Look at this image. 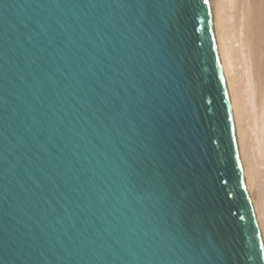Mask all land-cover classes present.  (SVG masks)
I'll list each match as a JSON object with an SVG mask.
<instances>
[{"label": "water", "instance_id": "obj_1", "mask_svg": "<svg viewBox=\"0 0 264 264\" xmlns=\"http://www.w3.org/2000/svg\"><path fill=\"white\" fill-rule=\"evenodd\" d=\"M0 264H264L208 0H0Z\"/></svg>", "mask_w": 264, "mask_h": 264}, {"label": "bare ground", "instance_id": "obj_2", "mask_svg": "<svg viewBox=\"0 0 264 264\" xmlns=\"http://www.w3.org/2000/svg\"><path fill=\"white\" fill-rule=\"evenodd\" d=\"M244 184L264 245V0H208Z\"/></svg>", "mask_w": 264, "mask_h": 264}]
</instances>
